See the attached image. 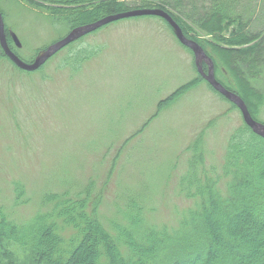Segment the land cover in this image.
Segmentation results:
<instances>
[{"label": "rangeland", "instance_id": "rangeland-1", "mask_svg": "<svg viewBox=\"0 0 264 264\" xmlns=\"http://www.w3.org/2000/svg\"><path fill=\"white\" fill-rule=\"evenodd\" d=\"M121 1L136 9L143 0ZM249 1L235 10L247 14L255 5L252 28L264 30L258 19L264 0ZM0 6L26 62L72 28L60 14L25 0H0ZM263 37L254 46L264 58ZM193 60L165 20L151 15L99 27L32 72L0 48V206L27 223L59 198L89 192L86 211L95 204L97 220L112 232L114 223L126 224L134 201L145 222L175 228L195 204L185 196L195 186L182 182L197 156L201 164L193 171L219 175L225 191L229 140L245 124L237 106L199 78ZM228 70L219 74L226 84ZM252 83L263 96L264 72ZM260 100L246 107L264 123ZM15 183L23 190L16 202Z\"/></svg>", "mask_w": 264, "mask_h": 264}, {"label": "trees", "instance_id": "trees-1", "mask_svg": "<svg viewBox=\"0 0 264 264\" xmlns=\"http://www.w3.org/2000/svg\"><path fill=\"white\" fill-rule=\"evenodd\" d=\"M208 1L206 7V0H143L138 7L169 13L184 35L211 56L221 84L255 106L264 96L252 83L264 72L263 52L254 46L264 35L252 28L256 7L246 14L235 10L241 0ZM25 2L60 14L72 28L133 9L121 0ZM259 13L264 26V9ZM7 30L5 25L7 43L18 54ZM226 69L232 78L227 84L219 77ZM235 132L222 168L226 190L219 186V175L193 171L201 164L194 157L182 183L195 186L185 194L195 204L175 228L145 222L143 207L134 201L126 209V224L114 223L112 232L97 220L95 204L86 211L89 192L59 198L27 223L11 219L0 206V264H264V137L246 125ZM14 190L15 202L21 201L22 186L15 183Z\"/></svg>", "mask_w": 264, "mask_h": 264}, {"label": "water", "instance_id": "water-1", "mask_svg": "<svg viewBox=\"0 0 264 264\" xmlns=\"http://www.w3.org/2000/svg\"><path fill=\"white\" fill-rule=\"evenodd\" d=\"M159 16L163 19H165L169 25L173 28L175 32V37L178 38V40L185 46L188 47V49H191L194 53L196 66L199 70V73L202 74V76L209 82V84L216 89L219 93L222 94V96L226 97L228 100H230L232 103H234L237 108L240 109L243 120L245 124L257 135H260L264 137V124L261 122H258L257 120L252 118V115L248 109L247 104L245 101L240 97V95L226 89L220 82L215 78L214 73V65L213 61L210 60L208 55L204 52L203 48L200 47V45L191 39H188L184 36L182 29L179 24L168 14L166 11L160 8H139V9H133L117 14H111L109 16H106L94 23H91L90 25H84L80 26L78 28H74L66 37L63 39L57 41L56 43L49 46L42 54H39L35 58V60L32 63H26L23 60H21L16 54L10 49L9 44H7V36L4 32V22L3 17L0 12V47L3 50L5 56H7L16 66L17 68H20L22 70L26 71H35L40 66H42L51 56L54 55L57 51L62 49L63 47L67 46L68 44L72 43L74 40L79 39L81 36L86 35L92 31H95L99 27H102L103 25L109 24L111 22L125 19V18H131V17H138V16ZM201 61H205L208 64L209 70L205 74L202 72L201 69Z\"/></svg>", "mask_w": 264, "mask_h": 264}, {"label": "flooded vegetation", "instance_id": "flooded-vegetation-1", "mask_svg": "<svg viewBox=\"0 0 264 264\" xmlns=\"http://www.w3.org/2000/svg\"><path fill=\"white\" fill-rule=\"evenodd\" d=\"M205 68H206V71L208 70V66L207 65H205Z\"/></svg>", "mask_w": 264, "mask_h": 264}]
</instances>
